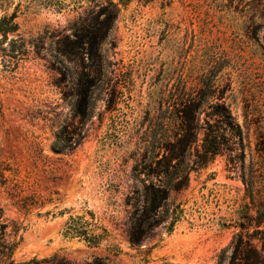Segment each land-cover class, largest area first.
Masks as SVG:
<instances>
[{"label":"rangeland","instance_id":"obj_1","mask_svg":"<svg viewBox=\"0 0 264 264\" xmlns=\"http://www.w3.org/2000/svg\"><path fill=\"white\" fill-rule=\"evenodd\" d=\"M10 16L17 29L0 46V238L14 264H228L237 235L260 249L264 0H0V21ZM84 97L81 125L74 107ZM216 105L241 126L244 157L230 137L232 148L195 167ZM194 126L186 187L130 244L146 187L165 184L155 167L164 145L193 139ZM77 217L106 232L97 245L64 236Z\"/></svg>","mask_w":264,"mask_h":264},{"label":"trees","instance_id":"obj_2","mask_svg":"<svg viewBox=\"0 0 264 264\" xmlns=\"http://www.w3.org/2000/svg\"><path fill=\"white\" fill-rule=\"evenodd\" d=\"M14 16L3 17L0 21V46L7 40L9 34L16 31L17 26L13 23ZM42 41V39L40 38ZM15 41H12V43ZM1 48V47H0ZM5 54V48L0 50ZM38 54V53H37ZM13 59L20 61L25 59L26 51H20L19 53H13ZM88 105L86 98L78 99L74 107V115L79 119V123L84 125L88 120L87 113ZM212 115L219 118L215 123H206L203 127V138L200 147V151L196 154V159L193 162L195 167H202L208 164L214 159L215 156L221 154L224 150H228V143H231L229 138H238V142L241 145L242 154L244 157V134L242 128L237 124L231 115L229 109L224 106L216 105L212 109ZM198 126L192 128L187 127L186 131L191 132L189 141L178 139L174 144H165L164 149L167 155L164 154L162 158L155 163V167L160 169V173H163L165 178V184L162 187L150 184L145 189V205L142 208L141 214L132 219L127 237L132 245H140L147 238V230L151 227H157L160 225V212L164 209L168 200L169 193L171 191H181L186 187L188 181L189 172L194 170V167H189L187 163L186 152L196 141V134L198 132ZM256 148L259 153L264 155V133L259 132L257 136ZM74 147L79 145L78 141L73 143ZM68 150H71V147ZM64 145H60V136L56 137L52 150L54 152H63ZM232 151V150H231ZM152 161L145 164L144 169H147L148 174L152 172ZM179 179V180H178ZM245 182V181H244ZM246 186L248 185L245 182ZM150 219H155L154 222H149ZM177 221L176 213L173 212V217L168 223L167 233L172 231L174 223ZM162 222V221H161ZM90 223L82 218H70L64 226V236L69 237H82L90 245L94 246L98 244V241L106 234L102 230L103 235H95L94 227L90 230ZM261 234L260 240L262 241L260 249L254 247L250 241V236L243 237L237 235L230 242L229 246L223 252V254L229 252L231 254L228 264H264V232ZM14 252V246L8 245L2 238H0V264H14L12 255ZM222 254V255H223Z\"/></svg>","mask_w":264,"mask_h":264}]
</instances>
